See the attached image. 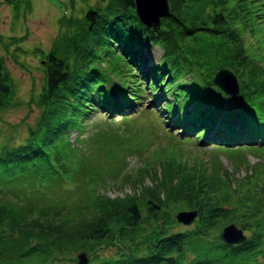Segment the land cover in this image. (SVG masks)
Returning a JSON list of instances; mask_svg holds the SVG:
<instances>
[{"label":"trees","instance_id":"trees-1","mask_svg":"<svg viewBox=\"0 0 264 264\" xmlns=\"http://www.w3.org/2000/svg\"><path fill=\"white\" fill-rule=\"evenodd\" d=\"M4 1L14 18L21 3L29 4ZM167 1L168 14L147 26L133 0H98L81 17L64 18L47 50L32 52L43 72L37 116L21 143L0 147V264H76L80 252L87 264H264L256 259L264 256V159L232 175L245 164L241 153L264 154V67L245 40L264 20V0ZM23 39L0 34V112L14 98L5 59L16 61L10 49ZM152 45L161 48L156 62L143 56ZM220 68L238 79L226 105L227 94L211 82ZM156 89L152 107L180 135L226 152L232 171L216 157L200 169L166 162L158 177L141 165L137 175L155 176L153 185L108 197L100 186L132 175L118 173L116 134L82 138L83 121L95 111L108 114V123L125 119L143 91ZM244 180L250 186L240 188ZM190 209L197 211L191 226L169 232L180 224L173 212ZM229 222L242 229V242L219 238ZM109 246L117 247L115 255L101 256Z\"/></svg>","mask_w":264,"mask_h":264},{"label":"rangeland","instance_id":"rangeland-1","mask_svg":"<svg viewBox=\"0 0 264 264\" xmlns=\"http://www.w3.org/2000/svg\"><path fill=\"white\" fill-rule=\"evenodd\" d=\"M28 2V8L24 3L19 5L15 12L17 16L14 18L13 6L0 0V34L4 37L25 36V39L18 43V49L14 47L10 49V52L15 54L16 61L10 57L5 59L6 68L13 82L14 98L13 103L0 112V147L9 148L21 143L26 136L27 126H32L37 116L35 100L41 91L43 72L39 54L32 52L35 48L47 50L61 31L64 18L81 17L86 5L93 7L98 0H28ZM155 2L158 4V0H150L148 4L146 3L149 17L153 16L149 9L155 7ZM251 28L252 31L245 35L246 45L257 63L264 67V20L255 23ZM142 51L144 59H149L151 62L158 61L161 54V48L156 45H152L149 49L143 48ZM236 80L238 84V79ZM155 92L157 93V89L152 93L143 91L140 102L134 104L135 109L126 114L125 119L117 116L112 123H108L107 120L110 119L108 114L95 111L83 121V131L79 135L82 138H88L98 131L116 134V140L120 142L118 155L122 158L118 173L132 175V180L124 181L120 185L100 186L99 192L108 197L132 195L133 191L153 185V182L157 181L155 176L150 178L149 173L143 172L137 175L135 169L141 165L148 171L154 167L153 170L158 177L159 167H163L166 162L180 164L185 170H190L206 167L210 160L216 157L217 160L213 162L218 163L221 169L232 171L234 163H230L226 152L213 145L205 143L200 145L195 137L180 135L178 133L180 129L176 128L179 126L171 125L164 111L152 107ZM226 97L228 98L223 100L224 105L233 103L232 96L226 95ZM167 98L171 101L170 94H167L164 100ZM159 104L162 108L161 102ZM191 104L184 107L183 111H188ZM75 137L76 132L70 131L69 140L72 144ZM87 144L88 141L81 142L86 154L90 151ZM241 155L245 158V164H239L232 172L236 178L242 176L248 166L252 168L264 159V154L259 151H245ZM134 175L137 177L135 178ZM232 182L234 183L235 180ZM247 185L250 186L248 180L240 182V188H246ZM6 197L10 196L6 195ZM175 213L176 211L173 212V216ZM230 223L239 228L235 222L227 224ZM190 226L191 224H176L168 231L182 230ZM117 251V247L109 246L103 249L100 255L114 256ZM256 259L264 263V256H257Z\"/></svg>","mask_w":264,"mask_h":264},{"label":"water","instance_id":"water-1","mask_svg":"<svg viewBox=\"0 0 264 264\" xmlns=\"http://www.w3.org/2000/svg\"><path fill=\"white\" fill-rule=\"evenodd\" d=\"M149 1L150 0H133L136 15L138 16L139 20L147 26H150V24L156 21L158 18L167 15L169 10L167 0H158V4L155 2V7L149 9V12H152L151 15H153L152 17H149L146 10V3L148 4ZM236 79L237 78L232 72L227 69L220 68L214 73L211 82L227 95L234 96L238 91ZM195 217V210H180L174 215L176 222L182 225H189L195 219ZM219 238L225 244L235 245L242 242L245 239V235H243L241 228H238L233 223H230L221 228L219 232ZM87 262L88 258L84 252H80L76 255V264H87ZM243 264L249 263L245 262Z\"/></svg>","mask_w":264,"mask_h":264}]
</instances>
